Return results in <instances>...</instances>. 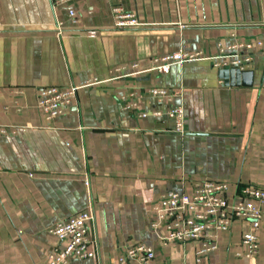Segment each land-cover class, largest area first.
<instances>
[{"label": "crops", "instance_id": "1", "mask_svg": "<svg viewBox=\"0 0 264 264\" xmlns=\"http://www.w3.org/2000/svg\"><path fill=\"white\" fill-rule=\"evenodd\" d=\"M115 5L140 25L114 26ZM234 45L251 58L240 70L252 72L250 85L228 84L223 67L204 58L166 74L148 70L173 51L210 57ZM263 65L264 0H0V125L8 129L0 134V264H47L57 244L47 229L89 202L96 252L70 264H118L137 242L152 247L153 264H264V201L250 258L235 255L246 250L240 219L200 263L199 243L162 241L165 229L148 227L151 205L170 190L222 180L231 202L238 184L264 188ZM71 85L75 98L45 121L38 90ZM151 87L180 94L160 102ZM131 89L135 105L124 109L120 97ZM172 106L182 107L181 132L172 118L151 115Z\"/></svg>", "mask_w": 264, "mask_h": 264}, {"label": "built area", "instance_id": "2", "mask_svg": "<svg viewBox=\"0 0 264 264\" xmlns=\"http://www.w3.org/2000/svg\"><path fill=\"white\" fill-rule=\"evenodd\" d=\"M70 0H52L53 4H63ZM114 16V26L118 28H129L140 25L134 13L125 12L121 7L114 6L111 9ZM75 11L67 7V16L71 22H76ZM60 22H55L57 35L61 34ZM89 36L95 31L87 30ZM236 45L220 49L217 55L210 57L198 56L181 52L180 50L167 53L164 56L153 59L148 70L166 74L172 64L184 63L186 61L209 59L213 60V66L223 68H237L243 70L251 60L249 55H239L235 50ZM250 48V44L245 45ZM77 87L74 85L59 89L55 86L41 88L37 92L36 107L41 112L45 121H49L63 114L66 107L76 96ZM180 89L165 87H151L147 94L156 98L157 101L170 99L180 94ZM138 93L131 89L121 95L124 102L123 108L134 107V99ZM147 112H141L140 116H147ZM153 116L166 115L173 119L175 129L182 131L183 110L180 106H172L168 110L154 109ZM8 131L5 126L0 125V134ZM88 185V180H84ZM228 183L204 179L192 184L190 193L171 191L165 192L153 202L150 207L152 218L148 227L152 232H158L160 227L166 231V235H158L162 241L185 242L193 240L199 246L193 250V260L200 263L202 258L210 251L218 247L217 236L219 232L229 229L233 220L246 222L247 229L240 235L239 242L246 248L238 252L237 257H253L257 254L258 241L257 232L260 228L259 221L262 216L261 203L264 201V188L258 186H245L238 184L231 202L227 201L226 192ZM94 220L91 202L78 213L69 216L65 221L52 224L47 230L53 235L57 244L46 253L47 264H70L71 259H87L96 252V239L91 231L90 225ZM154 251L151 246L143 243L128 244L121 249L117 258L118 264H153Z\"/></svg>", "mask_w": 264, "mask_h": 264}, {"label": "water", "instance_id": "3", "mask_svg": "<svg viewBox=\"0 0 264 264\" xmlns=\"http://www.w3.org/2000/svg\"><path fill=\"white\" fill-rule=\"evenodd\" d=\"M218 73L230 85H250L252 80L251 71H240L237 68H223L219 69ZM262 77H264V65L262 67Z\"/></svg>", "mask_w": 264, "mask_h": 264}]
</instances>
